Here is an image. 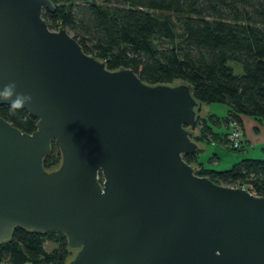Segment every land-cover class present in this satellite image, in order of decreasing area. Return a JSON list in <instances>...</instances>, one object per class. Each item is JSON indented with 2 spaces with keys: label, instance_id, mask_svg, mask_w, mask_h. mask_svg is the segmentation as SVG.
<instances>
[{
  "label": "water",
  "instance_id": "1",
  "mask_svg": "<svg viewBox=\"0 0 264 264\" xmlns=\"http://www.w3.org/2000/svg\"><path fill=\"white\" fill-rule=\"evenodd\" d=\"M43 9L55 7L0 0V90L15 82L36 118L25 133L0 116V244L18 227L61 232L66 264H264V195L183 158L204 117L192 85L107 69ZM52 142L61 159L47 170Z\"/></svg>",
  "mask_w": 264,
  "mask_h": 264
},
{
  "label": "trees",
  "instance_id": "2",
  "mask_svg": "<svg viewBox=\"0 0 264 264\" xmlns=\"http://www.w3.org/2000/svg\"><path fill=\"white\" fill-rule=\"evenodd\" d=\"M51 1L54 12L42 11L47 26L66 28L82 50L105 61L107 69L130 68L149 85L189 83L198 102L226 107V121L241 123L242 116H248L264 124V0ZM230 60L242 66L241 75L228 65ZM0 116L22 132L36 128V118L24 107L0 105ZM207 116L198 135L193 134L196 141L216 138ZM183 158L196 174L216 184H249L258 196L264 195L262 159H242L218 171L195 166L196 153ZM60 159L52 142L42 164L51 170ZM46 241L55 246L47 250ZM71 254L59 231L17 227L11 240L0 244V264H66Z\"/></svg>",
  "mask_w": 264,
  "mask_h": 264
},
{
  "label": "crops",
  "instance_id": "3",
  "mask_svg": "<svg viewBox=\"0 0 264 264\" xmlns=\"http://www.w3.org/2000/svg\"><path fill=\"white\" fill-rule=\"evenodd\" d=\"M224 107L221 106L218 111H215L216 108L212 109L211 106L204 105V116L209 115L215 120L213 121L207 116L210 132H213L216 138L202 137L197 140L199 147L196 152L195 166L201 164L202 168L221 171L230 168L231 165L242 159L264 160V124L248 116L241 118L243 136L240 152L231 156L225 155L222 149L226 146L225 136L230 130V122L225 120L227 109ZM223 157L226 158L225 161L222 160Z\"/></svg>",
  "mask_w": 264,
  "mask_h": 264
},
{
  "label": "built area",
  "instance_id": "4",
  "mask_svg": "<svg viewBox=\"0 0 264 264\" xmlns=\"http://www.w3.org/2000/svg\"><path fill=\"white\" fill-rule=\"evenodd\" d=\"M242 125L239 121L232 119L230 120V130L226 134L225 137V143L230 149H240L242 147ZM241 187H244L247 189L251 194H256V192L252 189L251 185H241Z\"/></svg>",
  "mask_w": 264,
  "mask_h": 264
},
{
  "label": "rangeland",
  "instance_id": "5",
  "mask_svg": "<svg viewBox=\"0 0 264 264\" xmlns=\"http://www.w3.org/2000/svg\"><path fill=\"white\" fill-rule=\"evenodd\" d=\"M228 65L233 69V71H234V73L235 74H237V75H241L242 74V66L239 64V63H237V62H235V61H228ZM208 107L209 106H211V108L213 109V108H216V110L215 111H218V108H221V106H223L224 107V105L223 104H221V103H210V104H208L207 105ZM225 108V107H224ZM226 144V143H225ZM221 146V145H220ZM241 149V148H240ZM240 149H236V150H234V149H230V148H228V146L226 145L225 147H223V151H224V153H225V155H227V156H231V155H233V154H236V153H239L240 151ZM222 160L223 161H225L226 160V158L225 157H223L222 158ZM232 166V165H231ZM230 166V167H231ZM226 169H229V168H226ZM225 170V169H224ZM55 246V244H53L52 242H50V241H46L45 242V248L47 249V250H51L53 247ZM72 255V254H71ZM70 255V256H71ZM26 264H31V263H26Z\"/></svg>",
  "mask_w": 264,
  "mask_h": 264
},
{
  "label": "clouds",
  "instance_id": "6",
  "mask_svg": "<svg viewBox=\"0 0 264 264\" xmlns=\"http://www.w3.org/2000/svg\"><path fill=\"white\" fill-rule=\"evenodd\" d=\"M14 94L16 95V99L12 101L10 105L13 110L23 108L24 102L30 99L28 95L16 92L15 82L6 84L3 89L0 90V98L8 99Z\"/></svg>",
  "mask_w": 264,
  "mask_h": 264
}]
</instances>
